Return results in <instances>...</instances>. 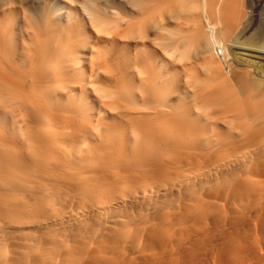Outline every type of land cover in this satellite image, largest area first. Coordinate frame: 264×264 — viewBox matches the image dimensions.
I'll return each mask as SVG.
<instances>
[{"label": "bare ground", "instance_id": "obj_1", "mask_svg": "<svg viewBox=\"0 0 264 264\" xmlns=\"http://www.w3.org/2000/svg\"><path fill=\"white\" fill-rule=\"evenodd\" d=\"M51 1L0 0V264H264V0Z\"/></svg>", "mask_w": 264, "mask_h": 264}, {"label": "rangeland", "instance_id": "obj_2", "mask_svg": "<svg viewBox=\"0 0 264 264\" xmlns=\"http://www.w3.org/2000/svg\"><path fill=\"white\" fill-rule=\"evenodd\" d=\"M55 4L60 5L63 10L61 11L64 15H69L71 18H67L63 25L66 26L68 24L76 23L79 25H85L86 29L91 28V22L89 16L84 11L85 7L88 6L91 1L90 0H52ZM93 11L97 13V8H94ZM259 12H263V10H259ZM90 47L94 44V36L90 37ZM88 66V64H87Z\"/></svg>", "mask_w": 264, "mask_h": 264}]
</instances>
